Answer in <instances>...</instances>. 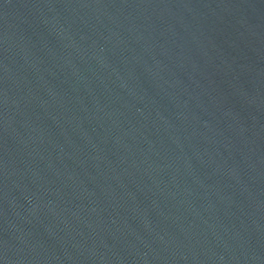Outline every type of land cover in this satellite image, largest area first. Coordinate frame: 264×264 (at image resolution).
Instances as JSON below:
<instances>
[{
    "label": "water",
    "instance_id": "95a60500",
    "mask_svg": "<svg viewBox=\"0 0 264 264\" xmlns=\"http://www.w3.org/2000/svg\"><path fill=\"white\" fill-rule=\"evenodd\" d=\"M0 264H264V0H0Z\"/></svg>",
    "mask_w": 264,
    "mask_h": 264
}]
</instances>
